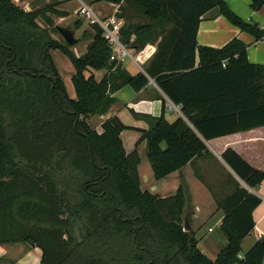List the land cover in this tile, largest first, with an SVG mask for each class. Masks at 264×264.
Here are the masks:
<instances>
[{
  "label": "trees",
  "instance_id": "obj_1",
  "mask_svg": "<svg viewBox=\"0 0 264 264\" xmlns=\"http://www.w3.org/2000/svg\"><path fill=\"white\" fill-rule=\"evenodd\" d=\"M94 1L121 6L123 45L140 51L156 44L144 72L131 74L110 60L112 49L97 23L77 55L51 36L56 27L46 13L64 12L0 0V244L36 246L40 264H263L264 233L240 256L242 240L254 228L257 195L235 179L218 203L226 243L211 259L183 220L187 185L181 181L167 197L142 190L137 147L145 141L158 180L208 153L205 141L264 126V64L250 62L237 37L220 47L197 42L202 16L212 8L254 40L264 38V29L224 0ZM249 1L254 10L264 6V0ZM126 9L135 20L127 19ZM56 49L73 66L75 98L52 59ZM88 69L108 72L96 80L85 74ZM149 78L182 115L169 121L163 112L131 110L149 126L126 153L120 133L130 127L114 115L98 132L89 120L109 110L114 91L127 84L140 90ZM221 156L248 187L264 181V171L234 149Z\"/></svg>",
  "mask_w": 264,
  "mask_h": 264
},
{
  "label": "crops",
  "instance_id": "obj_2",
  "mask_svg": "<svg viewBox=\"0 0 264 264\" xmlns=\"http://www.w3.org/2000/svg\"><path fill=\"white\" fill-rule=\"evenodd\" d=\"M224 1L240 18L255 22L264 29V6L254 10L250 6L249 0ZM14 2L25 10L40 9L48 5L56 8L54 5L61 2L59 5L65 7L67 12H69L67 7L70 4V0H14ZM86 4L96 6L97 13L104 17L113 14L117 16L121 11V6L115 3L88 0ZM101 5H108L109 10H104ZM70 16L67 13V15L61 18ZM125 16L132 21L136 19L132 9H127ZM121 19L124 23L125 19ZM234 37L241 39L247 45L246 53L250 62L264 64V38L254 40L249 33L240 30L237 26L230 23L226 17L219 14L216 8H212L202 16L197 31L198 44L220 47ZM75 38L77 41V37ZM132 39L133 36L130 40ZM85 48L86 45L80 54L85 51ZM125 48L133 55L136 52L134 47L125 46ZM143 49H146V54L140 60L126 56L117 62L121 63L131 74L144 72V65L155 52L156 44L148 42L141 48V50ZM126 58H128V61L131 63L130 65L134 68L131 69L125 65ZM107 72V69H88L85 74L87 76L92 74L96 80H100ZM63 80L69 96L75 98L74 87L70 89L64 78ZM111 96L114 97V102L109 110L102 115L91 117L89 121L100 132L102 130V122L115 115L123 124L130 127L120 133L126 153H130L135 148V143L141 136V130H146L149 126L146 120L134 116L131 110L139 114L151 116H158L163 112L169 121L173 120L177 115H182L181 111L176 108L177 105L175 107L169 105L171 101L151 78H149L148 84L140 90H134L127 84L114 91ZM205 142L208 147V153L194 157L180 170L174 171L158 180L154 178L147 159L145 141H142L137 147L140 158L137 169L142 190H148L160 197H167L176 192L181 181H184L185 185H187L189 201L184 209L183 220L187 223V228L194 233L195 237L197 229L202 226L201 220L215 218V226L218 228L224 214L218 203L233 191L235 179L244 187L247 186L223 160L221 154L226 148L230 147L234 149L254 168L264 171V126L220 136ZM142 167H145L144 169H146L148 174L149 184L145 186L146 188H144L141 177ZM150 171L156 181H152ZM246 188L261 200L253 211L254 228L242 240V243L245 240H249V248L264 233V181L255 188ZM209 228L211 227H208L207 231L213 232V229L209 230ZM196 239L199 241L197 237ZM218 252H216V255ZM41 256L42 252L40 248L26 243L0 244V264H40Z\"/></svg>",
  "mask_w": 264,
  "mask_h": 264
},
{
  "label": "rangeland",
  "instance_id": "obj_3",
  "mask_svg": "<svg viewBox=\"0 0 264 264\" xmlns=\"http://www.w3.org/2000/svg\"><path fill=\"white\" fill-rule=\"evenodd\" d=\"M83 1L85 3H88V0H83ZM60 3L61 2L54 5L56 7L54 9L57 11L64 12L65 13L64 15H67V13H69L71 15L70 17L61 18L62 16H58V15L53 14L51 12H47L46 16L49 17L50 19H52L55 27H56V25H61V26H67L70 28H74L75 37H77V41L75 44L70 45V49H72L75 52V54L79 55L80 52L84 49L85 45L90 40V34L93 31L92 26H91L92 23L90 21H88V19L80 16L76 12L77 5H78L77 0H70L69 7H67L69 12L66 11L65 7L60 6L59 5ZM91 7H92L93 11L99 16L100 19L104 18L103 15L97 13L98 11H97L96 6L92 5ZM101 7L104 10H109L108 5H101ZM64 8H65V10H64ZM40 9H42V8H40ZM124 13L127 14V9L124 11ZM77 20L80 21V26L75 28V24H76ZM38 22L41 25H45L41 18L38 19ZM48 29H50V28H48ZM51 36L54 37L55 39H58V40L62 39L63 40L61 34L57 31V29L55 31H51ZM51 55H52V59L55 62L60 74L62 75V77L67 82L70 89H73V85H72V82L70 79L72 76V72H73V66H72L71 62L63 53H61L60 50H57V49L52 50ZM130 64L131 63L128 61V58H126L125 65L131 69L134 68ZM70 92H71V90H70ZM91 124H92V122H91ZM144 168L145 167H142L141 177H142V181L144 184V188H146L145 186L147 184H149V182H148L147 171ZM150 173H151V171H150ZM150 175L152 177L151 178L152 181H156L153 178L152 173ZM201 221H202V224H201L202 226L199 227L197 229V232H196V237L199 239L197 246L203 253H205V255L207 257L212 259L215 257L216 252H218V250H220L224 246V244L226 243V238L221 233L219 228H217L215 226V218L210 219V220H201ZM208 227H211L213 229V232H208L207 231ZM248 246H249V240H245L241 244V252H240L241 256L248 249Z\"/></svg>",
  "mask_w": 264,
  "mask_h": 264
},
{
  "label": "built area",
  "instance_id": "obj_4",
  "mask_svg": "<svg viewBox=\"0 0 264 264\" xmlns=\"http://www.w3.org/2000/svg\"><path fill=\"white\" fill-rule=\"evenodd\" d=\"M79 2V6L76 9V12L82 16L88 19L91 23H97L103 30L104 37L107 39L111 49L112 53L110 55L111 61H119L123 59L126 56H129L133 59L140 60V58L146 54V49L136 51L134 55L125 48V45H123L119 40V30L122 26V19L118 18L114 14L108 17L99 18V16L93 11L92 7L82 0H77ZM172 107H175V104L170 102L169 104ZM176 108L180 110V107L177 105ZM209 230H212V228H209Z\"/></svg>",
  "mask_w": 264,
  "mask_h": 264
},
{
  "label": "water",
  "instance_id": "obj_5",
  "mask_svg": "<svg viewBox=\"0 0 264 264\" xmlns=\"http://www.w3.org/2000/svg\"><path fill=\"white\" fill-rule=\"evenodd\" d=\"M56 29L61 34L62 38L65 40L66 43H68L69 45H72L73 43H75L76 38L74 36L75 35L74 28L56 25ZM246 187H248V186H246ZM263 264H264V261H263Z\"/></svg>",
  "mask_w": 264,
  "mask_h": 264
}]
</instances>
